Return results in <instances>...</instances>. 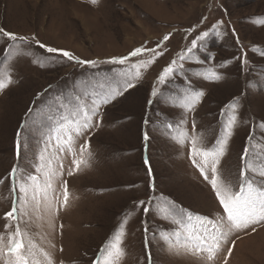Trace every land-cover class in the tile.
<instances>
[{"label":"rangeland","instance_id":"obj_1","mask_svg":"<svg viewBox=\"0 0 264 264\" xmlns=\"http://www.w3.org/2000/svg\"><path fill=\"white\" fill-rule=\"evenodd\" d=\"M261 21L264 0H98L96 4L89 0H0V28L30 41L13 42L0 34V70L7 65L14 81L0 91V233H6L4 225L10 222L5 213L19 195L18 188L12 191V167L18 165L26 175H37L41 189L47 183L35 166L45 148L47 128L43 125L47 122L43 117L53 98L74 92L91 95L101 85L106 90L110 82L120 80L123 95L103 106L102 122L92 129L90 138L77 137L72 151H61L55 140L51 142L44 154L55 173L52 188L41 191L36 200L29 198L28 215L22 216L20 227L38 248L52 254L55 264H93L98 257L104 264L107 257L101 249L126 218V255L121 264H225L226 256L227 264H264V226L258 225L254 233L249 228L247 235L233 233L228 242H222L214 260L208 261L206 251L197 255L170 251L160 234L172 233L178 226L162 219L159 211L167 200L194 216L216 219L223 215L211 185L192 162L191 139L195 121V134L203 138L198 146L214 145L222 122L231 114L227 106L235 98L238 123L220 160V172L238 188L246 146L248 161H257L254 167L264 170L260 163L264 162ZM204 32L208 35L181 62L178 56ZM33 36L47 46L97 63L80 65L47 53L31 40ZM137 47L156 49L163 55L155 57L147 69L141 68L140 78L133 79L134 86L124 91L126 77L119 74L134 76L133 65L152 60L154 53L129 57L123 65L106 61L127 56ZM245 57L246 66L237 59ZM173 59L183 63V71L165 85L158 84L157 77ZM213 70L221 75L220 80L205 78ZM188 81L193 90L204 93L194 111L179 106ZM153 87L157 97L151 96ZM22 124L31 126L22 129ZM168 124L173 127L168 129ZM86 139L91 156L85 152L81 157L80 146ZM74 158L88 164L73 171ZM197 162H201L199 157ZM69 171H73L71 176ZM256 180L260 182L259 177ZM65 182L67 205H63ZM149 197L153 198L152 211L145 214L136 205L147 203ZM232 240L236 243L228 256ZM5 259L0 258V264Z\"/></svg>","mask_w":264,"mask_h":264},{"label":"snow or ice","instance_id":"obj_2","mask_svg":"<svg viewBox=\"0 0 264 264\" xmlns=\"http://www.w3.org/2000/svg\"><path fill=\"white\" fill-rule=\"evenodd\" d=\"M89 2L96 4L98 0H89ZM261 23H264V21H261ZM0 34L13 42L23 41L26 44L30 42L28 37L19 36L3 28H0ZM170 35V33L164 35L163 41H167ZM207 35L208 33L204 32L193 39L191 47L186 49L185 54H180L178 59L181 62L187 59L188 54H191L193 49L199 46L198 42H202ZM31 40H35L36 44L40 48L46 49L47 53L59 54L67 58V60L75 61L80 65L95 66L97 63L95 60H82L68 50L47 46L36 39L35 36L31 37ZM156 47L159 48L160 44H157ZM260 51L264 55V49ZM144 52H153V59L142 61L138 65H133V68H135L134 76L132 73L119 74L121 77H126L123 81V84L126 85L123 88L124 91L134 86L131 82L133 79L140 78L141 68L147 69L154 62L155 57L161 56L163 53L156 51V49L137 47L129 52L127 56L112 57L106 61L108 63L123 65L129 57H137ZM237 59H240L241 64L244 66L248 64L246 57ZM183 67V63L178 64L177 59H173L160 72L157 77V83L165 85L169 82L170 78L174 77L178 72L183 71ZM10 71L11 69L7 65H4L3 69L0 70V91L7 89L14 82L12 76L9 74ZM205 78L220 80L221 75L213 70ZM122 87L123 85L120 80H114L107 85L106 90L105 85H101V90L91 95L87 93L81 94L79 92L67 95L61 94L54 97L48 105V112L43 117L47 122L43 125L47 128V140L45 142V148L41 150L39 155V163L35 166L36 171L46 177L47 183L45 188L41 189L37 175H26L18 165L12 167L9 173V176L14 181L12 191L16 192L18 188L19 195L13 200L11 209L5 213V219L10 222L4 225L6 233H0V258L6 257L4 264H55L52 254L43 248H38L28 232L20 227L22 216L28 215L29 198L31 197V200H36L41 191L52 188L51 179L55 173L51 170V160L47 159L44 153L51 146L53 140L60 146L59 150L63 151L66 148L68 151H72L77 137L89 136L90 138L92 129L98 128L102 122L103 106L108 105L123 95ZM186 87L187 91L180 97L179 106L186 111H194L196 104L203 97L204 93L203 91L193 90L190 81L187 82ZM151 96H158L156 87H153ZM148 103L152 104L153 100L149 99ZM227 107L231 110V114L228 115L226 121L222 122L221 133L217 137L215 144L211 147L198 146V142L203 144V138L195 134L196 125L195 121H193L194 131L191 139L192 147L190 149L192 162L199 169L203 179L211 185L219 205L223 210V215L218 216L216 219L199 215L194 216L187 209L177 208L174 202L167 200L164 201V206L159 209L162 213V219L168 220L178 226L172 233L160 234V239L168 244L170 251L177 253L183 251L193 255L206 251L208 261L214 260L216 254L222 248V242H228L229 237L233 233L243 231L247 235L249 228L254 233L258 225L264 226V170L254 167L257 161H248L249 148L247 146L245 147L241 157L245 162V167L240 169L238 188L231 181H225L219 169L220 160L225 155L230 138L233 136L234 129L238 123V115L236 112L238 98H235ZM31 111L32 109H29V112ZM221 115H225L223 109L221 110ZM97 116H101V120H94ZM145 123H147V120ZM262 125H264V122H262ZM30 126V124H22L21 128L28 129ZM172 127L171 124L167 125L168 129ZM20 135L21 133L18 131L16 141L17 157L20 156L22 148ZM144 138L145 140L148 139L147 133H145ZM249 139H252L251 135ZM89 147L88 140L86 139L85 143L80 146L81 157L85 152H88L89 156H91ZM197 157L200 158L201 162H197ZM72 163L75 166L74 171L79 170L81 164L87 165L88 161L83 158H74ZM145 163H148L147 159ZM260 163L261 167L264 168V162ZM73 171H69L68 175L71 176ZM249 173H252V175L250 176ZM149 175L151 176L150 168ZM256 177L260 178L259 183H257ZM2 182L0 181V183ZM150 186L154 189V184ZM68 200L69 192L67 182H65L63 185V205H67ZM152 201L153 198L149 197L147 203L145 201H139L136 207H142L143 212L148 214L152 211ZM126 224L127 218L121 222L119 230L115 233L114 237L102 247L101 252L106 253L107 257L104 264H121L122 258L126 255L123 248ZM13 225H15L14 231L11 230ZM145 232H148L147 226H145ZM235 243L236 241L232 240V246L227 248L228 256L232 254ZM61 264H63V261H61ZM93 264H101L99 257L93 261ZM225 264H227V256L225 257Z\"/></svg>","mask_w":264,"mask_h":264}]
</instances>
